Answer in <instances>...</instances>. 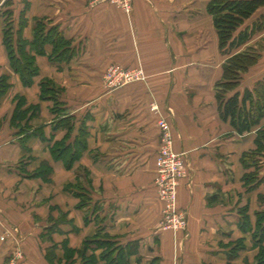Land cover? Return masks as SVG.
<instances>
[{"label":"crops","instance_id":"1","mask_svg":"<svg viewBox=\"0 0 264 264\" xmlns=\"http://www.w3.org/2000/svg\"><path fill=\"white\" fill-rule=\"evenodd\" d=\"M210 1L132 0L126 13L107 1L10 0L15 31V19L27 21L25 40L33 41L39 21L65 44L55 51L49 43L43 55L27 48L39 75L26 87L11 66L0 20V80L10 85L0 99V264L23 254L38 264L26 244L32 236L39 264H52L50 250L55 264H259L264 117L257 123L256 116L264 110V66L226 77L217 30L213 25L211 40L204 25ZM113 65L143 68L146 78L108 89L104 74ZM47 79L58 89V114L54 101L41 99ZM17 96L29 113L12 125ZM231 99L233 115L226 112ZM161 116L189 162L177 189L187 217L180 232L161 228ZM68 117L71 123L63 121ZM81 130L85 148L69 168ZM56 143L70 153L55 156ZM81 185L89 192L83 207Z\"/></svg>","mask_w":264,"mask_h":264},{"label":"trees","instance_id":"2","mask_svg":"<svg viewBox=\"0 0 264 264\" xmlns=\"http://www.w3.org/2000/svg\"><path fill=\"white\" fill-rule=\"evenodd\" d=\"M209 12L215 16V26L219 35V43L221 49H228L227 52L233 51L234 49L242 46L253 34L254 31H260L264 26V15L261 14V17L258 19L261 22L255 25V28L251 33L247 30L239 32L238 36H235V33L238 29L245 24L246 21L250 20L257 12L264 9V0H211L208 5ZM8 13V12H7ZM10 13V11H9ZM24 17V15H23ZM10 26L5 27L3 29V42L7 49L11 66L13 70L19 74L21 81L24 86L30 87L34 84V79L39 75V68L36 65V58L30 52L28 53L27 48L30 47L31 51H35L36 54L43 55L45 54L44 46L47 44L53 43L55 47V51H57L59 44L64 45L63 38L59 36L56 28L48 29L46 25L42 22H37L33 29V41L28 42L23 38L22 32L24 27L26 26V21L24 19L23 25H20L17 31L12 27V22H9ZM62 48V46H61ZM56 53V52H55ZM258 62V58L255 54L247 53H239L232 58H230L229 62L226 66V77L232 78L234 76H239V71H246L250 65H253ZM10 85L7 82V78H2L0 80V99L7 92ZM41 99H49L50 101H54L53 112L58 114L63 111L59 108L58 101V89L55 84L51 80H44L41 82ZM25 104L22 102L18 108L15 110V114L12 119V125H17L19 122H22L26 119L29 110H23ZM38 109L37 106H33L31 110ZM229 110V111H228ZM232 111V115L234 114V101L231 99L229 106L227 107L226 112ZM34 115V113L32 114ZM264 117V110L258 107V113L256 116V122L259 123L260 120ZM247 118V117H246ZM245 118V119H246ZM64 122L71 123V118L68 117L63 119ZM247 120H243L242 123ZM232 123L236 124L234 117L232 118ZM243 125V129H244ZM244 132V130H241ZM84 133L81 130V136L79 141H77V152L72 154L71 161L66 163L67 167H72L73 162L79 156H81V151L85 148V139ZM259 136H264V131L259 133ZM258 149L257 151H262V147L260 146V141H258ZM62 145L56 143L52 152L55 156H58L59 153L65 154L70 153L68 147H63ZM62 146V147H60ZM254 165L257 166V162H253ZM252 163V165H253ZM259 165V164H258ZM82 186V185H81ZM82 186V189L83 190ZM83 203L80 204L83 207L85 201H87V197L89 192L88 190H83ZM264 219V215L259 216L258 219V228L260 229V223ZM262 236L261 242L264 240V227L262 228ZM258 230V229H257ZM49 258L54 260L53 250H50ZM106 254H110L111 251H105ZM261 256L259 257V264H264V247L260 250ZM108 257V256H106ZM48 258V257H47ZM85 261L90 262L93 261V258H85Z\"/></svg>","mask_w":264,"mask_h":264},{"label":"built area","instance_id":"3","mask_svg":"<svg viewBox=\"0 0 264 264\" xmlns=\"http://www.w3.org/2000/svg\"><path fill=\"white\" fill-rule=\"evenodd\" d=\"M103 1L123 9L127 13L132 11V0H94V3ZM142 80H144L143 71L139 68L129 69L113 65L104 74V84L111 90H117ZM151 110L157 113L159 108L157 105H153ZM157 124L161 141L156 159V186L159 199L165 204L161 228L183 231L187 228V217L185 212L177 207V189L180 182L188 175L187 155L175 150L174 136L165 117H159ZM1 240L4 241L5 237H2Z\"/></svg>","mask_w":264,"mask_h":264},{"label":"rangeland","instance_id":"4","mask_svg":"<svg viewBox=\"0 0 264 264\" xmlns=\"http://www.w3.org/2000/svg\"><path fill=\"white\" fill-rule=\"evenodd\" d=\"M10 6H11L10 0H0V20H1L4 28L7 27V25L9 27L10 26L9 22H12L11 25H12V27L15 30L16 28H15V25L13 24V22H14V20H13V14H12V12L9 9ZM132 9H133V4H132ZM9 11H10V13H9ZM208 13L210 15L209 16V20H207L206 22H204V25H207V23H208V25L210 26L209 36H210V38L212 40L216 36V34L214 33V31L212 30L213 25L215 26V16L209 12V8H208ZM261 14L264 15V9L260 10L250 20L246 21L245 24H243L238 29V31L235 33V36H238L239 32L246 31V30L249 33H251L253 31V29L255 28V25L257 23L261 22L260 20H258L261 17ZM24 19L25 18L23 17V15H21L20 18L15 19L16 22H17V24H19L18 28L20 27V25H23ZM25 21H26V19H25ZM26 24H27V21H26ZM215 28H216V26H215ZM217 34H218V32H217ZM218 37H219V35H218ZM241 49L243 51L239 52V50H241ZM223 50H224L223 52H225V54L228 57L227 62H229L230 58H232V56H234L236 54L249 52V53L255 54L257 56V58H258V62L257 63H259V65H260L259 67H261V65L264 66V26H263V28L260 31H258V30L254 31L253 34L251 35V37L249 38V40H247L239 48L234 49L233 51H230V52H227V50H228L227 48L226 49H223ZM137 68H139V67H137ZM139 69H141L143 71V77L145 79L146 78V73H145L144 69L143 68H139ZM22 102H24V104L26 105V99L24 97L17 96L14 99V106H15V108H18V106ZM188 169H189V162H188ZM45 179H46V177H45ZM89 180L90 179H89L88 174H84V179H83L84 183H88L89 184ZM155 183H156V180H155ZM176 231L177 232H180L179 230H176ZM26 244H27V246L29 248L30 256L32 258V259L30 258L31 259V262L32 263L33 262L37 263V261H39V263H40L41 262V260H40V256L41 255H40V252H39L37 243H36L35 236H32L31 239H29ZM49 261L52 264H55V262L53 260H51L50 258H49ZM77 262L74 263V264H77ZM14 264H27L26 263V256L23 254L22 257L19 258L17 261H15ZM57 264H61V263H57ZM244 264H255V262L253 260H249L247 258V259H245Z\"/></svg>","mask_w":264,"mask_h":264}]
</instances>
